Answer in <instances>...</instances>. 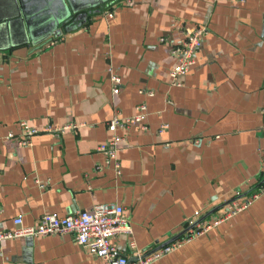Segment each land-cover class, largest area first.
Instances as JSON below:
<instances>
[{
    "label": "crops",
    "instance_id": "obj_1",
    "mask_svg": "<svg viewBox=\"0 0 264 264\" xmlns=\"http://www.w3.org/2000/svg\"><path fill=\"white\" fill-rule=\"evenodd\" d=\"M71 7L87 12L81 27L39 48L0 51V229H16L19 216L32 226L46 213L120 204L133 233L110 242L132 262L136 250L148 254L209 214L202 221L209 230L151 264H264V192L215 223L231 199L264 181V0H77ZM200 25L208 33L195 64L174 86L172 49ZM142 103L148 128L118 130L124 140L109 161L98 150L111 137L107 122L135 115ZM21 121L83 125L40 133L23 147L4 138L18 135ZM0 264L103 261L72 234H53L2 240Z\"/></svg>",
    "mask_w": 264,
    "mask_h": 264
},
{
    "label": "built area",
    "instance_id": "obj_2",
    "mask_svg": "<svg viewBox=\"0 0 264 264\" xmlns=\"http://www.w3.org/2000/svg\"><path fill=\"white\" fill-rule=\"evenodd\" d=\"M130 5L133 0H124ZM110 4L105 14L111 18L114 16L115 9ZM208 33L206 26L200 25L189 31L182 43L173 47L172 53L177 56L178 63L170 71L171 83L174 86L181 85V77L185 75L195 64V56L202 45L203 37ZM164 40V39H163ZM113 83V92H120L121 79L117 75L111 78ZM144 93V90L140 91ZM152 95L151 91L147 92ZM136 114L131 117L122 118L115 115L107 122V127L111 132L110 139L101 144L98 150L104 153L109 161L115 160L117 156L118 145L124 138L118 133L120 129H126L133 125H139L143 130L148 128L146 118L148 116V107L142 103L136 107ZM82 123L68 124L65 126L46 125L43 128H37L30 125L27 121L20 122V133H8L4 138L7 140L16 139L20 146H31L32 139L40 133H60L68 129H75L82 126ZM168 128L164 124L159 129V133H163ZM1 138V137H0ZM118 168V164L117 167ZM264 192V181L256 190L250 192L249 195L243 197H235L231 199L223 209V215L215 222L221 223L224 219L232 217L244 209H246L254 200L260 197ZM0 205V213H1ZM14 224L17 225L13 230L0 229V242L4 239L23 236H48L53 234H72L76 242L84 247L88 252L103 261V264H151L173 250L180 248L184 242L192 240L194 237L204 233L212 227V224L204 225L201 222L192 230L187 232L183 237L173 241L163 248L152 253L144 254L135 251L134 260L129 261L128 257L119 252L117 247L110 242V238L119 234L132 235L133 228L130 225L125 213V209L120 204H99L91 211H82L74 215L59 216L54 213H46L42 216L39 223L32 226H25L22 217H16Z\"/></svg>",
    "mask_w": 264,
    "mask_h": 264
},
{
    "label": "water",
    "instance_id": "obj_3",
    "mask_svg": "<svg viewBox=\"0 0 264 264\" xmlns=\"http://www.w3.org/2000/svg\"><path fill=\"white\" fill-rule=\"evenodd\" d=\"M75 2L77 0H0V51L31 44L39 48L59 36L63 30L73 31L81 27L86 22L87 12L70 11ZM75 17L78 22L74 21ZM208 215L152 252L183 237Z\"/></svg>",
    "mask_w": 264,
    "mask_h": 264
},
{
    "label": "rangeland",
    "instance_id": "obj_4",
    "mask_svg": "<svg viewBox=\"0 0 264 264\" xmlns=\"http://www.w3.org/2000/svg\"><path fill=\"white\" fill-rule=\"evenodd\" d=\"M72 8H74V7H71L70 11L72 10Z\"/></svg>",
    "mask_w": 264,
    "mask_h": 264
},
{
    "label": "trees",
    "instance_id": "obj_5",
    "mask_svg": "<svg viewBox=\"0 0 264 264\" xmlns=\"http://www.w3.org/2000/svg\"><path fill=\"white\" fill-rule=\"evenodd\" d=\"M262 184V183H261ZM261 185H259L258 187H260Z\"/></svg>",
    "mask_w": 264,
    "mask_h": 264
}]
</instances>
